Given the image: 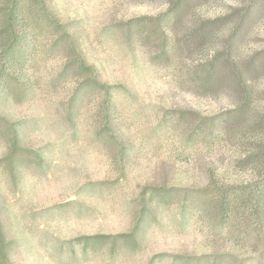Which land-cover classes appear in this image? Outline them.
Instances as JSON below:
<instances>
[{"label": "rangeland", "instance_id": "obj_1", "mask_svg": "<svg viewBox=\"0 0 264 264\" xmlns=\"http://www.w3.org/2000/svg\"><path fill=\"white\" fill-rule=\"evenodd\" d=\"M49 9L0 95V264H264V225L214 199L264 176V0Z\"/></svg>", "mask_w": 264, "mask_h": 264}, {"label": "trees", "instance_id": "obj_2", "mask_svg": "<svg viewBox=\"0 0 264 264\" xmlns=\"http://www.w3.org/2000/svg\"><path fill=\"white\" fill-rule=\"evenodd\" d=\"M55 19V14L49 9V0H0V95L11 91L22 96L28 92L31 84L30 71L44 52L40 40L41 25L45 20L55 22ZM220 57L221 55L216 56V60L204 70L203 78L206 83L202 82L201 86L211 84L218 67L232 63L230 56H223V60L219 62ZM86 69L87 65L82 64L81 70ZM90 70L94 72L92 68ZM13 151L7 157L11 164L15 162L12 158ZM234 189L233 196L230 195L232 189H224L217 195L214 191L209 192L218 200V216L225 217L229 211L245 204L246 212L255 220L254 225H264V176L253 189ZM203 194L207 196L204 191ZM246 197L248 200H245ZM189 212L188 210L185 215Z\"/></svg>", "mask_w": 264, "mask_h": 264}]
</instances>
